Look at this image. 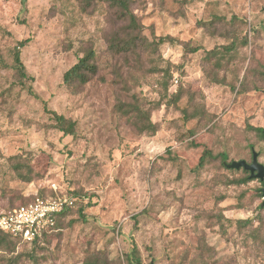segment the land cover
<instances>
[{
  "label": "rangeland",
  "instance_id": "rangeland-1",
  "mask_svg": "<svg viewBox=\"0 0 264 264\" xmlns=\"http://www.w3.org/2000/svg\"><path fill=\"white\" fill-rule=\"evenodd\" d=\"M130 8L140 30L106 1L0 0V204L53 184L76 198L58 231L0 248V264H126L133 244L141 264H264V183L222 163L251 162L254 148L264 164V0ZM27 38L28 83L75 135L12 68ZM91 53L95 74L66 82ZM136 104L154 134L137 128V111L126 115ZM205 147L213 157L197 167Z\"/></svg>",
  "mask_w": 264,
  "mask_h": 264
},
{
  "label": "trees",
  "instance_id": "trees-1",
  "mask_svg": "<svg viewBox=\"0 0 264 264\" xmlns=\"http://www.w3.org/2000/svg\"><path fill=\"white\" fill-rule=\"evenodd\" d=\"M86 1H88L90 3L94 2V1H106V2H109L110 4H112L114 6H117L121 10V14H122L123 18L128 19L130 21V27L134 30H140V26L137 23L136 17L130 8L132 0H86ZM29 41H30V38L19 41L18 45L16 46V48L14 49V52H13L12 68L16 70V72L19 76V79L21 81L20 84H21L22 88L28 94L32 95L34 98H36V99H38L44 103V108H45L46 112H48L51 115L52 120L55 121L59 130L64 132V134H66V135H75L76 134V129H75L76 123L73 120L68 119L64 115H61V114L56 113L55 111L49 110L44 99L35 91L33 85L31 84L34 80V77L27 71L26 66L24 65V63L21 59V51H20V48L27 45ZM130 41L125 42V44H124L125 49L124 50H129L131 48V46H135V43H134V45H132V42H130ZM163 41H164V38H161L155 45L160 44ZM227 50H230V48ZM93 55H94V53H91V55H88V56L82 58L77 64H75L72 68H70L64 74V80L66 82H71L72 80L77 79L81 83H86L88 81V73L87 72H91L92 74H95V72H96V67L94 66L93 63H91ZM28 82H31V83H28ZM165 85H166L165 88L167 90L168 89L167 83ZM179 98H180L179 94L173 95V100L178 101ZM134 111H137V114L135 116V118H137V122H134L135 124H138L137 128H139L143 132H148V133L154 134L157 131V124L151 120L149 110L143 111L142 106L136 104V105H133L132 107H130L129 109H127L125 112H126V115H130V114H133ZM185 112L188 113V110H186ZM255 130L261 136H264V129L263 128L256 127ZM212 157H213V154L211 152V149L205 147L203 149L202 155L199 158L197 167H203L205 165L206 161ZM222 158H223L222 163L224 165H226L227 164V162H226L227 157L225 155H222ZM26 180L31 181L32 176L28 177ZM249 180H250L249 177H245L243 179H240L238 182L240 184H242V183H246ZM50 192L53 193L52 190ZM73 193H75V192H73ZM38 196L43 197V196H45V194L37 193L34 196V199ZM30 201H32V200L26 201L24 203H27ZM13 206L14 205H7L6 207L10 208ZM70 211L71 210H67L60 216V218L58 220V224H57L58 229H59L60 221ZM248 221H252V219H249ZM43 240L44 239L34 241L33 243L23 242L19 238L13 237L10 234L5 233L4 231L0 230V248H2V247L6 248L9 251H11L13 249V247H12L13 241L14 242L27 243V244H30L31 246L36 247L37 245H40V243ZM125 256H126V264H141L142 263L141 257L139 255V250H138V247L136 244H133L131 252L126 253Z\"/></svg>",
  "mask_w": 264,
  "mask_h": 264
},
{
  "label": "built area",
  "instance_id": "built-area-1",
  "mask_svg": "<svg viewBox=\"0 0 264 264\" xmlns=\"http://www.w3.org/2000/svg\"><path fill=\"white\" fill-rule=\"evenodd\" d=\"M53 193L38 196L30 202L13 207L0 204V230L33 243L58 231V220L67 210L76 205V198L60 191L56 184L50 188Z\"/></svg>",
  "mask_w": 264,
  "mask_h": 264
},
{
  "label": "water",
  "instance_id": "water-1",
  "mask_svg": "<svg viewBox=\"0 0 264 264\" xmlns=\"http://www.w3.org/2000/svg\"><path fill=\"white\" fill-rule=\"evenodd\" d=\"M253 159L252 162L249 163L248 161L242 159V160H234L230 163L226 164V167L229 169H240L244 168L245 170L250 172V178L251 179H259L261 181H264V164L260 163L258 160L259 153L255 151L253 148ZM262 195L264 199V187L262 189ZM262 206H264V200L262 202Z\"/></svg>",
  "mask_w": 264,
  "mask_h": 264
},
{
  "label": "flooded vegetation",
  "instance_id": "flooded-vegetation-1",
  "mask_svg": "<svg viewBox=\"0 0 264 264\" xmlns=\"http://www.w3.org/2000/svg\"><path fill=\"white\" fill-rule=\"evenodd\" d=\"M252 152H253V149H252ZM259 158V157H258ZM252 159H253V153H252ZM252 162V161H251ZM251 162H249V163H251ZM249 174H250V172H249ZM261 181V180H260ZM261 182H263L264 183V181H261ZM263 189V188H262ZM262 189H261V191H262Z\"/></svg>",
  "mask_w": 264,
  "mask_h": 264
}]
</instances>
